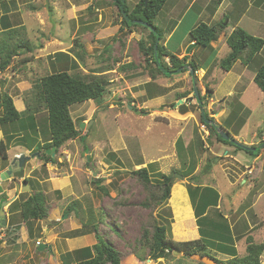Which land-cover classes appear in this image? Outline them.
Here are the masks:
<instances>
[{"label":"rangeland","instance_id":"rangeland-1","mask_svg":"<svg viewBox=\"0 0 264 264\" xmlns=\"http://www.w3.org/2000/svg\"><path fill=\"white\" fill-rule=\"evenodd\" d=\"M126 2L131 9L138 0ZM232 2L234 5L219 10L222 24L227 25L217 46L215 43L206 48L192 46L185 54L193 44L190 31L200 23H211L213 2L165 0L152 21L162 35L160 45L166 41L164 46L170 52L178 58L188 56L189 60L202 64V69L192 76L187 71L170 77L159 75L154 80L150 77L152 66H146L139 46L141 41L150 43V30L131 24L125 27L113 0H34L23 7L25 12L39 8L43 19L50 20L41 39L39 36L34 42L35 48L38 44L42 48L46 46L40 51L42 56L36 59L45 61L48 54L59 49L70 52L68 56H58L61 66L67 62V69L63 71L72 75L105 71L108 85L100 104L86 101L70 107V115L82 138L66 142L52 156L54 163L42 165L38 157L32 156L43 154L50 133L36 81L52 69L49 65L28 63L35 58L26 53L0 74L3 84L0 92L7 91L18 99L17 105H22L20 118L3 125L2 132L6 135L3 139L9 142H6L9 148L7 160H0V172L6 169L9 159L29 156L31 159L15 176L22 175L33 186L28 192L16 193V185L24 186L23 178L8 180L0 182V193L6 200L18 194L19 203L40 192L48 208L45 219L49 221L44 225L42 221L22 222L17 202L13 208L5 206L0 219L17 228V232L11 231V240H6L5 227L1 228L4 236H0V264H76L74 257H80V252L73 256L72 251L97 242L92 231L83 236L76 232L81 229V221L99 224V234L121 253V264H201L190 256H183L182 252L148 262V249L138 239L141 226L145 227L154 217L160 225L165 224L166 236L176 242L196 240L205 234H223L230 228L238 257L245 255L247 235L254 243L264 245V146L258 148L256 157L236 151L233 146L218 142L215 135H209L200 121L203 109L208 118L237 142L247 147L264 142V93L253 82L264 59V47L247 66L237 61L229 72L219 66L230 52L225 36L232 28H241L264 41V29L258 28L259 23L245 16L238 20L253 0ZM256 28L261 30L259 36ZM50 35L57 37L56 43L63 46L51 45ZM69 57L76 66L68 64ZM23 59L29 60L20 64L19 60ZM194 88L198 97H204L199 105ZM179 95L185 96L179 98ZM183 104L186 108L182 112ZM140 110L147 114H141ZM81 123L85 124L82 129ZM178 138L182 139V158L177 156L175 147ZM191 142L192 154L187 149ZM208 162L214 164L206 173L204 167ZM190 165L194 166L192 175L196 180L189 181L190 175L182 180L172 179L170 197L165 204L155 210L141 208L139 202L145 192L132 175L133 171L148 166L153 170V177L157 178L158 174L173 177L174 174L182 176L185 166ZM189 184L210 187L219 194L217 209L208 207L206 218L198 223L187 193ZM102 188L108 193L102 192ZM210 197L214 201L210 203L214 204L216 197ZM3 198L0 196V208ZM70 207L73 211L68 213ZM236 231L241 234L239 238ZM41 244L44 247L39 249ZM209 253L220 261L229 258L215 251ZM260 261L264 263V252Z\"/></svg>","mask_w":264,"mask_h":264},{"label":"trees","instance_id":"trees-1","mask_svg":"<svg viewBox=\"0 0 264 264\" xmlns=\"http://www.w3.org/2000/svg\"><path fill=\"white\" fill-rule=\"evenodd\" d=\"M220 1L221 0H217L216 3ZM164 2L165 0H138V2L130 9L126 0H113L114 5L122 17L121 23L125 27H130L129 24L133 27H143L138 24H133L132 21L134 20L142 21L151 27V30L148 28L150 30V43L146 45L142 41L139 42L146 66H152V69L150 70L151 80H154L156 76L159 75L163 77H170L176 70L184 66L190 67L194 73L202 69V64L189 60V57L186 55L182 58H178L163 44L160 45L162 35L152 25V21L161 10ZM225 27L226 24L224 25L222 22L212 26L200 23L197 27L190 31V37L192 39L191 42H194L196 48H206L210 47L211 44H217ZM144 28L147 29V27ZM122 29L123 28L121 27L119 30ZM74 43L78 44L77 41H74ZM225 44L229 48L230 52L219 63L220 68L224 72H229L237 61H240L244 66H247L253 57L260 53L264 47V41L262 39L248 34L241 28H234L227 36H225ZM31 48L30 43L25 39L20 40L15 44H9L7 41L0 40V72H5L8 68H10L15 57H18L20 53L32 52ZM59 55L68 56L65 53H57L54 56L55 58H58ZM19 61L21 64H25L28 60L23 59ZM56 61L58 65L53 66L52 64V71L49 74L40 77L36 81L39 89L37 95L40 97L41 104L44 105L43 108H46L48 129L50 133V140L44 145V151L42 154V161L44 165L47 163H54V159L51 157L52 153L56 154L58 150L66 144V142L75 140L76 138H82L79 136L80 132L76 129L75 123L70 115V107L82 104L86 101H94L100 104L106 94V86L108 85V79L104 74L105 71H92L86 75H72L63 71L67 69V62L64 63V66H61L60 62L58 60ZM73 63L75 64L72 59L68 64L74 66ZM187 71L188 70L186 69H181L180 73ZM253 82L256 87L264 93V59L254 74ZM1 85L3 84L1 83ZM34 91L35 90L33 89L32 92ZM205 91L209 92L207 88ZM184 96L185 95H179V98H183ZM203 100V96L199 97L198 105L202 103ZM180 108L183 112L186 105L183 104ZM201 108L202 107H200V109ZM139 112L143 115L147 114L145 110H140ZM20 116L21 113L16 110L9 93L7 91H1L0 129H3L4 124L18 120ZM200 121L208 130L209 135H215L218 142L233 146L236 151L242 150L245 154L256 157L259 153L258 148H262L264 146V142H262L257 146L249 147L254 150H245L241 146H235L222 140L221 136H219L215 131V127L218 129H220V127L213 122L212 118H208L207 113L203 109H201ZM207 121H212L213 125L207 123ZM226 133L228 134V132ZM5 136L6 135L4 134V137ZM181 140V138H178L175 143L177 156L179 158H182L180 153ZM6 142L7 141H0V160L4 161L7 159L6 147L8 145L7 143H9ZM202 148L203 145L201 146V149ZM52 149H54L53 152H50L48 155L45 154V151ZM187 149L192 154V150L194 151V144L191 142L189 148ZM182 163L184 164V161ZM213 164L214 163L212 162H208L205 165L204 170L206 173L211 170ZM193 170L194 166H185L184 173H181L182 177H188L190 175L189 181L196 180L197 177L192 175ZM152 171L147 166L132 172V175L136 177L145 192L144 198L139 202V205L141 208L146 210H155L165 204L170 197V190L173 185L172 175L158 174L156 178L152 176ZM21 176L22 175L18 177ZM24 181L28 183L31 189L33 188L28 179H24ZM102 189V192L105 194L108 193L105 188ZM187 193L192 202L196 223L206 218L207 214L205 215V212L208 207L213 206L211 208H216L218 206L219 194L216 190L210 187H192L189 184L187 187ZM0 196L4 197V201L7 199L3 194ZM210 196L216 197V200L214 199V204H212L214 201ZM211 201L212 203H210ZM16 202L18 203V201L15 200L9 205V207H15L14 204ZM44 203V197L40 192L30 195L23 202H19L18 211L22 222L41 221L42 219H45L48 214V208ZM72 211L73 209L70 207L68 213H71ZM75 213L77 216L79 211L77 210ZM98 225L99 224L95 221L94 223H92V221H81V229L76 232H80L79 235L83 236L92 231L97 242L89 247L79 248L72 251L73 256L74 253L80 252V257H74L76 264H121V253L111 244L107 243L102 235L99 234ZM16 229L12 228L10 225H6L4 239L7 240L9 238L11 240L10 232L13 231L15 233V231L17 232ZM112 231L116 233V230L113 228ZM238 233L236 234V238H239L241 235ZM216 234L217 233L213 236L205 234L203 238L200 237L196 240L176 242L166 236L165 224L160 225L154 217L151 218V221L147 222L145 227L141 226V234L138 241L140 242V245L145 243L148 249V258L151 261L170 258L172 257L173 251H179L183 253V256H190L193 254L208 256L218 264H264L260 261V257L264 252V245L262 243H254L252 237L247 235L245 238V255L243 257H238L234 246L235 237L230 234V228H227L226 232L223 234ZM209 251H215L217 254L226 255L229 258L225 261H220L215 258V256H211Z\"/></svg>","mask_w":264,"mask_h":264},{"label":"crops","instance_id":"crops-1","mask_svg":"<svg viewBox=\"0 0 264 264\" xmlns=\"http://www.w3.org/2000/svg\"><path fill=\"white\" fill-rule=\"evenodd\" d=\"M33 2L34 0H27V2H23V0H0V40H4L9 42V44H15L16 42H19L20 40H28V42L30 43V46L32 47V52L27 53L28 55L30 54L31 56H33L36 60H32L31 59H26L29 60L28 63H35L37 65H49V67L52 68V64L53 66H57V59L55 58L54 55H56L57 53H65V54H71L70 52H61V51H54L51 55H47V59L44 61L39 59H36L37 56H40V51H42L43 45L42 44H38L39 46H37L35 48V40L40 36H43V30H46L48 23H50L49 19H47V21H45L43 18V13L42 10L37 8L35 9H30L29 11H24L23 7L27 4H29ZM197 0H195L196 2ZM211 2H213V13L209 18V22L207 25L212 26L218 23L222 22V13L221 15L219 14V10L220 11H224L225 7H229L230 5H234L235 2H232V0H221L220 2L216 3L217 0H209V4H211ZM252 4L249 5L247 4L245 6L244 9V13L241 14V16L239 17L238 20H240L242 17L245 16V18H250L254 21H256L257 23H259L257 26L258 28L262 27L261 30L264 29V0H253V2H251ZM252 7V9H248ZM244 18V19H245ZM247 20V19H245ZM46 23H45V22ZM33 23V24H32ZM227 25V23H226ZM50 29V26H48ZM175 28V27H174ZM173 28V30H174ZM256 28V29H258ZM234 28H232L231 30H233ZM173 30L168 34L167 36V40L169 39L168 37L171 36V34L173 33ZM225 30V29H224ZM260 29H258V36L261 32ZM71 36V35H70ZM73 39V38H72ZM51 45H55V47H62L57 40V37H54L53 35H50L49 38ZM47 39V42L49 41ZM191 41V40H190ZM191 43H194L193 41ZM166 44V41L164 43V45ZM218 44V43H217ZM217 44L215 46H217ZM35 45V46H34ZM72 45H70L71 47ZM62 50V49H61ZM25 54V55H24ZM26 53H20L18 55V57H15V59H18L19 57H25ZM42 56V55H41ZM40 56V57H41ZM51 57V58H50ZM14 59V60H15ZM72 60V57H69V61L68 63H70V61ZM48 61V62H47ZM20 63V61H19ZM49 63V64H48ZM21 64V63H20ZM21 67H23V65H21ZM23 69H19L18 71H21ZM4 72H0V74H2ZM2 82L0 81V84ZM10 95V94H9ZM11 96V95H10ZM14 106L16 108L17 111L20 112V109H22V105H17L18 104V99L17 101L11 96ZM4 133L2 132V130L0 129V141L4 142ZM8 148L6 147V154H8ZM239 154V153H238ZM9 159V158H8ZM11 159H9L10 162ZM8 165H6L7 167ZM23 177V176H22ZM17 179V178H16ZM1 195V193H0ZM3 231V232H2ZM0 236H4V229L0 230ZM2 240V237L1 239ZM5 243V242H4ZM3 243V244H4Z\"/></svg>","mask_w":264,"mask_h":264},{"label":"water","instance_id":"water-1","mask_svg":"<svg viewBox=\"0 0 264 264\" xmlns=\"http://www.w3.org/2000/svg\"><path fill=\"white\" fill-rule=\"evenodd\" d=\"M132 23L133 24L141 25L143 27H147V28H149L151 30V27L149 25H147L146 23L142 22V21L134 20V21H132ZM192 46L195 47V44L193 43L192 45H190L189 48H187L185 54H188L189 53L190 49L193 48ZM181 69L188 70L189 73L191 74V76L194 74L193 70L190 67H188V66H184ZM181 69L179 71L175 72L174 74H178L181 71ZM194 97H195L196 101L199 103V101H198V98H199L198 97V92H197V90L195 88H194ZM181 103H182V100H179L178 101V104H181ZM207 123L213 125V122L212 121L211 122L207 121ZM90 124H91V122L87 124L86 130H88ZM84 125H85L84 123H81L80 129H82L84 127ZM215 131H216V133L219 136H221L222 140H224V141H227V142H229V143H231V144H233L235 146H241L245 150H254V149L249 148V147H247L245 145H241V143L237 142L231 136H229L226 132H223L222 130L218 129L217 127H215ZM50 151L53 152L54 149L48 150V151H46V153L49 154ZM32 157H38V154H35ZM30 159H31V157L24 156V155H21L19 158H15L4 171L0 172V182H5V181H8V180H13L14 179V176H13L14 173L20 172L21 169H22V167H23V165H24V163L27 162V161H29ZM176 177H178L179 180H182V178H183L182 176H178L177 174H174V176L172 177V179H174ZM26 190H27V192L30 190V188H29V186H28L27 183H25L22 188L19 187L18 185H16V189H15L16 193L24 192ZM16 198H17V194L14 195L10 200H6V201H4L2 203L1 208H0V218L4 214L3 208L5 206L8 207L11 203H13L16 200ZM41 221H42L43 225L46 222L49 223V221L46 220V219H42ZM5 226H6V221H4V220L1 221L0 220V228H3ZM43 247H44L43 244H41L39 246V249H41ZM177 254L180 255L182 253L179 252V251H173L172 252V255H177ZM190 259L193 260V261H195V262L201 263V264H218L212 258H210L208 256H200L198 254L190 255ZM147 261L150 262L151 260L150 259H147Z\"/></svg>","mask_w":264,"mask_h":264},{"label":"flooded vegetation","instance_id":"flooded-vegetation-1","mask_svg":"<svg viewBox=\"0 0 264 264\" xmlns=\"http://www.w3.org/2000/svg\"><path fill=\"white\" fill-rule=\"evenodd\" d=\"M47 151H48V150H47ZM50 152H52V151H50ZM46 154H47V153H46ZM49 154H50V153H49ZM47 155H48V154H47ZM54 155H55V154L52 153V156H54ZM24 156H25V155H24ZM52 156H51V157H52ZM18 158H19V157H18ZM33 158H34V157H33ZM42 158H43L42 155L38 154V160L42 161ZM14 159H15V158H14ZM14 159H12L11 162H12ZM6 160H7V159H6ZM11 162H8V163H9L8 166L10 165ZM47 164H49V163H47ZM42 165H44V164H43V161H42ZM45 165H46V164H45ZM23 166H24V165H23ZM5 168H7V167L5 166ZM22 170H23V168L21 169V171H22ZM21 171H20V172H21ZM18 173H19V172H18ZM15 174H17V173H14V175H13V176H14L13 182H14V180H16V178H17V179H19V178H23V179H22L23 183H24V184L26 183V182L24 181V179H26V178H24V177H22V176H21V177H16ZM27 184H28V183H27ZM21 188H22V187H21ZM17 195H18V194H17ZM16 199H17V198H16ZM0 220H1V219H0ZM1 221H2V220H1ZM6 225H7V223H6ZM3 228H4V227H3ZM0 229H1V228H0Z\"/></svg>","mask_w":264,"mask_h":264},{"label":"built area","instance_id":"built-area-1","mask_svg":"<svg viewBox=\"0 0 264 264\" xmlns=\"http://www.w3.org/2000/svg\"><path fill=\"white\" fill-rule=\"evenodd\" d=\"M39 242H37V244H38Z\"/></svg>","mask_w":264,"mask_h":264}]
</instances>
